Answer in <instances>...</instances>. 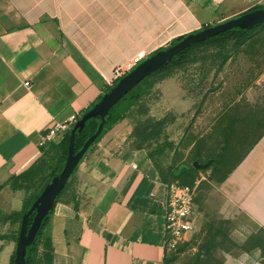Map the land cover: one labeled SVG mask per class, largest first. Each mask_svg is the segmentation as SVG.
<instances>
[{
	"label": "crops",
	"instance_id": "0c3cea01",
	"mask_svg": "<svg viewBox=\"0 0 264 264\" xmlns=\"http://www.w3.org/2000/svg\"><path fill=\"white\" fill-rule=\"evenodd\" d=\"M255 6L264 0H0V264L11 263L19 229L5 217L29 195L10 180L36 163L47 128L73 124L138 53ZM131 132L117 122L75 168L46 228L53 264H164L167 187ZM223 170L220 198L264 233V130ZM259 244L239 264H264Z\"/></svg>",
	"mask_w": 264,
	"mask_h": 264
},
{
	"label": "rangeland",
	"instance_id": "374dc122",
	"mask_svg": "<svg viewBox=\"0 0 264 264\" xmlns=\"http://www.w3.org/2000/svg\"><path fill=\"white\" fill-rule=\"evenodd\" d=\"M253 90L264 94V25L242 45L228 40L193 49L188 63L133 91L138 100L126 107L122 119L132 128L130 146L144 149L169 185L189 186L194 192L193 228L168 249L164 264L244 263L241 257L253 241L264 252V233L217 191L223 169L230 168L264 130V100L251 99ZM53 143L57 140L41 148L31 166V196L47 182L61 156ZM211 159L217 162L207 169L192 167L194 161Z\"/></svg>",
	"mask_w": 264,
	"mask_h": 264
},
{
	"label": "water",
	"instance_id": "95a60500",
	"mask_svg": "<svg viewBox=\"0 0 264 264\" xmlns=\"http://www.w3.org/2000/svg\"><path fill=\"white\" fill-rule=\"evenodd\" d=\"M263 22L264 8L245 12L236 18L216 25L206 26L195 34L187 35L172 46L157 51L152 56L138 64L132 71L122 77L109 92L102 95L98 103L75 121L70 129L67 157L61 172L58 176L51 179L40 195L32 203L29 210L22 216L13 264H26L25 257L27 250L35 241L44 218L54 209L56 199L59 197L60 192L65 187L71 174L88 148L101 134L106 122L105 118L109 110L116 105L117 102H119L145 78L167 66L178 53L189 46L234 30H248L256 25L262 24ZM95 118L99 119V124L95 133L86 140L82 148L76 153L74 150V139L76 134L84 128L86 123ZM215 162L216 160L214 159L208 160L203 164L194 161L192 167L194 169H207ZM33 213L34 217L31 224L28 226L29 217Z\"/></svg>",
	"mask_w": 264,
	"mask_h": 264
},
{
	"label": "trees",
	"instance_id": "16d2710c",
	"mask_svg": "<svg viewBox=\"0 0 264 264\" xmlns=\"http://www.w3.org/2000/svg\"><path fill=\"white\" fill-rule=\"evenodd\" d=\"M263 8H264V6H255V7L251 8L250 10H248L247 12L259 10V9H263ZM262 25H264V22L262 24L254 26L248 30H234V31H231L229 33H225V34H222V35H219L216 37H212V38H209V39H207L201 43L193 44V45L189 46L188 48L184 49L183 51H181L180 53H178L167 66L157 70L156 72L152 73L150 76L145 78L141 83H139L135 88H133L127 95H125L119 102L116 103V105H114L109 110V112L105 118L106 122H105V125H104V128H103L101 134L98 136V138H96V140L91 144L90 147H92L95 143H97L100 140V138L105 134V132L108 131L114 124H116L117 122L121 121L124 118L123 113H124L126 107H128L134 101L138 100V96H133V91L139 85L143 84L148 79H150L156 75H159V74H163L164 77H166V76H168V73L170 72V70L175 69V68H179V67L185 65L189 61L190 52L195 48L206 46V45L213 44V43H222V42H225L228 40H235V41H237L238 45H242L244 42H246L252 36L254 31L257 30ZM204 27H206V26H204ZM197 32L198 31L179 36L176 39H174L167 47L159 49V50L166 49V48L172 46L173 44L177 43L181 39L185 38L187 35L195 34ZM159 50H157V51H159ZM157 51H155L154 53H156ZM154 53H152L148 57L152 56ZM119 80L115 81L112 84V86L106 90L105 93L109 92L110 89L112 87H114ZM101 97L102 96L99 97V99L97 100L96 103L99 102ZM95 104H93L87 111H89ZM98 124H99V119H97V118L92 119L88 123H86V125L84 126V128L80 132H78L76 134L75 139H74V150L76 153L82 148V146L86 142V140L95 133V131L98 127ZM71 127H72V125H71ZM71 127H70V129H71ZM70 129L58 137L57 144H54V143L52 144L53 146H56V147L58 146V148L61 152V156L58 159L55 167L50 171L47 182L42 186V188L40 189V191L36 195H34V196L28 195L24 198L22 210L19 213H13V214L5 217L6 219L13 220V221L17 222L19 224V228H20L22 216L29 210L32 203L40 195V193L42 192L44 187L51 181V179L55 176H58L59 173L61 172L63 165L65 163L66 157H67V147H68V142H69ZM137 149H140V148H137ZM216 162H217V160H216ZM34 169L35 168L31 167V169L29 168L27 171H24L20 175L11 178V180H10L11 188L12 189H22L26 193L30 192L31 181L33 178L31 175V172ZM74 171H75V169H74ZM74 171H73V173H74ZM73 173L71 174V176L73 175ZM161 179H162L163 183L166 184V186L169 185V182L165 177H161ZM68 183H69V180L66 183L65 187L63 188V190L60 192V195L56 199V202H58V200L65 193V190H66ZM52 211H50L48 213V215L44 218V220L41 224V227H40V229L36 235L35 241L27 250L26 257H25L26 264H53V248L51 245L50 238L46 232V228H47V225L49 222V217H50ZM33 217H34V213L29 217L28 226L31 224ZM18 232H19V229H18L16 235L13 237L15 242H17ZM14 256H15V252L12 255V259H11L10 264H13Z\"/></svg>",
	"mask_w": 264,
	"mask_h": 264
},
{
	"label": "built area",
	"instance_id": "2783aa9c",
	"mask_svg": "<svg viewBox=\"0 0 264 264\" xmlns=\"http://www.w3.org/2000/svg\"><path fill=\"white\" fill-rule=\"evenodd\" d=\"M147 55L143 52L135 55L129 62L115 67L112 71L110 86L128 74L133 68L140 64ZM29 87V82L23 84ZM75 122V121H74ZM73 122V123H74ZM72 123L53 124L47 128L43 137L42 145L53 141L67 130ZM167 187L166 199L163 202V218L165 245L167 249L173 247L176 242L183 238L193 228L194 192L189 186L170 184Z\"/></svg>",
	"mask_w": 264,
	"mask_h": 264
}]
</instances>
